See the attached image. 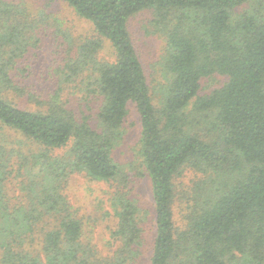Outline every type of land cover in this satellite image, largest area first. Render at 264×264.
Returning <instances> with one entry per match:
<instances>
[{
  "label": "trees",
  "instance_id": "trees-1",
  "mask_svg": "<svg viewBox=\"0 0 264 264\" xmlns=\"http://www.w3.org/2000/svg\"><path fill=\"white\" fill-rule=\"evenodd\" d=\"M62 1L92 37L64 47L48 16L0 0V264H139L148 248L147 264H264V0ZM145 10L165 43L157 99L128 29ZM41 35L58 43L43 89L26 58ZM212 76L225 82L199 96ZM131 109L138 160L121 165ZM74 174L109 185L110 212L80 216ZM145 176L151 242L131 196ZM98 220L113 222L102 248Z\"/></svg>",
  "mask_w": 264,
  "mask_h": 264
},
{
  "label": "rangeland",
  "instance_id": "rangeland-1",
  "mask_svg": "<svg viewBox=\"0 0 264 264\" xmlns=\"http://www.w3.org/2000/svg\"><path fill=\"white\" fill-rule=\"evenodd\" d=\"M15 3H23L29 12L42 13L48 16V24L46 32L49 36L58 35L60 32L66 33L65 39L63 35H58L62 45L66 47L70 42L78 44L86 37H92V27L84 19L79 18L75 12L62 0H8ZM153 13L150 10L142 11L131 17L128 22V29L134 44V48L143 65L148 83L152 89V96L157 99V90L160 89V84H165L162 67V56L165 48L164 39L162 35L156 32L153 24ZM42 37V43L34 48H31L29 54L26 55L27 62L30 64L29 70L31 79L36 78L35 82L40 89L49 88L51 83L44 81L45 71L48 66L52 64L53 60L58 58L54 53L57 51V44L53 38ZM104 41V47L100 52V58L111 61L112 49L109 43ZM57 46V47H56ZM62 47V48H64ZM225 82V77L212 76L201 80V88L199 96L208 95L213 90L218 89ZM156 103L157 101L154 100ZM138 115L131 109L130 115L127 117L124 126V138L120 146L114 152L115 160L121 164H130L138 160V139L140 134ZM60 152H56V154ZM194 174L185 172L184 176L177 183V191L179 195L185 196L184 188L190 186V181ZM16 184V180L13 181ZM131 196L137 201L141 208V214L145 217L144 230L147 231L148 241L151 242L153 233V202L150 191V183L148 177H139L133 181ZM16 188V187H15ZM109 185L104 182L91 180L83 174H74L66 184L65 191L69 201L73 206L77 207L82 217L91 216L92 218H100L105 211L110 212L108 206L107 191L110 190ZM13 195V193H11ZM185 201V200H184ZM184 201L182 203H184ZM102 202V204H100ZM107 220H98L94 222L95 229L93 232L96 237L97 246L102 248L109 238L110 225ZM177 225L180 223V218L176 216ZM110 227V228H109ZM149 248L146 249L145 256L141 259L139 264H147L149 257Z\"/></svg>",
  "mask_w": 264,
  "mask_h": 264
}]
</instances>
